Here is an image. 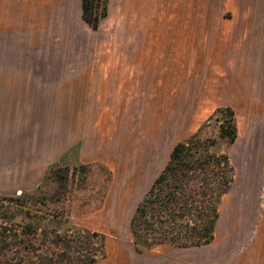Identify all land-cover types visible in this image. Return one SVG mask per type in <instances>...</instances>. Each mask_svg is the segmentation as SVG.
Masks as SVG:
<instances>
[{
	"label": "rangeland",
	"instance_id": "374dc122",
	"mask_svg": "<svg viewBox=\"0 0 264 264\" xmlns=\"http://www.w3.org/2000/svg\"><path fill=\"white\" fill-rule=\"evenodd\" d=\"M71 1L63 10V0H0V38L12 29L26 31L38 19L45 29L52 25L53 12L62 10L67 23L78 29L79 11ZM83 27L92 35L89 43L98 45L99 56L123 55L132 61L138 56L133 69L144 71L145 65V85L132 80L130 91L124 92L125 104L115 105L113 111L4 112L0 105L3 135L24 126L35 139L57 145L59 131L68 138L74 136L75 120L85 116L87 129L94 133L92 141L107 146L94 151L107 155L106 163H79L77 148L66 153L61 166L74 175L64 187L42 179L38 187L25 192L43 188L52 201L49 213L57 212L77 227L104 235L105 257L99 264H264V191L260 190L253 210L238 208L239 197L246 198L253 178L255 156L264 158V0H112L110 13L107 7L97 31ZM83 34L75 43L76 50L81 49L78 56H84L90 45L88 34ZM69 38L67 32L64 39ZM66 44L0 43V86L6 88L13 80L16 86L28 67L31 72L44 68L50 72L48 51L63 52L64 71L67 62L73 65L76 59L70 58ZM9 72L16 78L7 79L9 74L3 73ZM45 82L32 80L39 88H47ZM219 106L234 110L238 136L230 148L223 144L216 148L228 154L235 177L221 198L212 243L135 252L129 222L137 204L165 166L173 146L195 133ZM208 131V136L216 134L212 128ZM89 164L93 166L83 173L79 166ZM37 205L34 201L40 209ZM6 207L0 202V214L15 215ZM56 253V264H68L61 251ZM93 253L92 257L98 256ZM80 257L74 264L87 262L83 254Z\"/></svg>",
	"mask_w": 264,
	"mask_h": 264
},
{
	"label": "trees",
	"instance_id": "16d2710c",
	"mask_svg": "<svg viewBox=\"0 0 264 264\" xmlns=\"http://www.w3.org/2000/svg\"><path fill=\"white\" fill-rule=\"evenodd\" d=\"M107 7L108 0H81L82 21L97 31L107 15ZM211 128L216 134L208 136ZM237 136L235 112L222 106L195 133L173 146L165 166L131 216L129 229L135 252L212 243L221 198L230 190L235 177L228 154L216 148L218 144L230 148ZM61 162L62 159L47 169L43 181L62 187L68 183L69 176L74 174ZM91 166L79 167L84 173ZM58 194L64 195L61 191ZM49 196L43 188L0 196V202L15 213L12 217H7L5 211L0 214V264H56L54 258L60 251L68 258V264L76 263L81 254L87 261L84 264H99L105 257L104 235L77 227L57 212L49 213ZM34 201L40 209L34 207ZM34 211L41 214L35 216ZM51 225L56 229H50ZM93 252L98 256L92 257Z\"/></svg>",
	"mask_w": 264,
	"mask_h": 264
},
{
	"label": "crops",
	"instance_id": "0c3cea01",
	"mask_svg": "<svg viewBox=\"0 0 264 264\" xmlns=\"http://www.w3.org/2000/svg\"><path fill=\"white\" fill-rule=\"evenodd\" d=\"M63 1L64 10L67 4L70 6V0ZM111 2L112 0H109V13ZM71 4L78 7V29L75 28V25L67 23L66 12L62 10L58 14L53 12L52 17L54 19H50L52 25L45 29L41 26L43 20L38 19V24L29 25L26 31L21 30L22 32H18L17 29H12L3 33L5 36L0 38V43H68V54H70V58L76 59L73 65L67 62V67L63 71L60 59L63 52L60 50L56 52V55L53 51H48L50 72L44 71L45 68L35 70L36 72H31L29 67L28 69L25 68L21 72V76L16 79V86H14V80L11 81L16 78L15 75L10 72L3 73L4 75L9 74L5 77L8 76L7 79L10 78L11 83L6 88L0 86L2 111L27 112L50 109L60 112L75 111L77 113L100 110L113 111L115 105L123 107L125 104L123 101L125 98L124 92L130 91L132 80L138 81L140 86L145 85L143 83L144 79L146 80L145 65V72L134 70L135 60L138 59V56L132 61L131 57L128 56L113 54L104 57L97 54L99 50H96V47L98 45L89 43L92 35L88 32L89 30L87 31V28L84 29L83 27L85 24L81 19V0L71 1ZM34 21L36 22V20ZM38 26L40 27L38 28ZM67 32H70L68 41L64 39ZM83 32L88 34L86 39L87 44L90 45H87V47L83 45L86 49L84 50L85 47L83 46L82 49L86 53L84 56L79 53L78 56L81 49L76 50L75 43H79L81 38L84 37ZM139 63L138 61L137 65ZM138 67L141 69L139 65ZM41 73L43 76L38 77L37 75ZM142 73L145 74L143 77H141ZM36 78L46 81L44 84L47 88L35 87L32 80ZM49 105L52 107H48ZM119 110H122V108ZM85 122L87 123L85 116H80V118L78 116L74 124V136L69 138L66 136L65 131L60 130L57 145H51L46 140L39 141L35 139L33 131H29L24 126L18 130L12 128L11 132L8 131L4 135L0 131V195L35 189L42 181L47 169L59 162L66 153L74 148H77V160L81 164L106 163L109 159L108 156L94 151L106 150L107 146L100 144L99 147L98 144L92 141L94 133L89 128L87 129ZM249 257L250 255L245 256L248 259Z\"/></svg>",
	"mask_w": 264,
	"mask_h": 264
},
{
	"label": "bare ground",
	"instance_id": "6f19581e",
	"mask_svg": "<svg viewBox=\"0 0 264 264\" xmlns=\"http://www.w3.org/2000/svg\"><path fill=\"white\" fill-rule=\"evenodd\" d=\"M251 166H253V167H251L252 172L254 171L253 178L249 179L250 185L247 189L245 188L246 189V192H245L246 198L242 199L243 196L239 197L240 202L238 203V208H240V210H242V209H244V210L246 209V211L248 209H249V211L253 210V208H255L254 206H256V204H257V200L259 198L260 190H261V192L264 191V158H262L261 155L255 156V158L253 160V165H251ZM255 171H257V173H255ZM259 184L261 185V188H259ZM245 193H243V194H245ZM263 197H264V194H263ZM134 200H132V202H134ZM129 201H131L130 198H129ZM263 210H264V201H263V206H262V211Z\"/></svg>",
	"mask_w": 264,
	"mask_h": 264
}]
</instances>
